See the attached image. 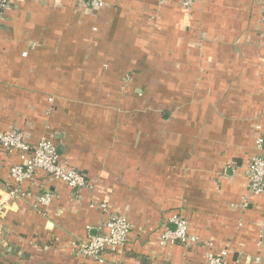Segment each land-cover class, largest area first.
I'll use <instances>...</instances> for the list:
<instances>
[{"label": "crops", "instance_id": "crops-1", "mask_svg": "<svg viewBox=\"0 0 264 264\" xmlns=\"http://www.w3.org/2000/svg\"><path fill=\"white\" fill-rule=\"evenodd\" d=\"M263 17L264 0H12L0 131L48 139L88 185L38 172L31 197H10L18 157L0 154V264H208L200 244H159L174 216L224 264H264V195L243 207L264 137ZM108 215L131 225L126 246L79 257Z\"/></svg>", "mask_w": 264, "mask_h": 264}, {"label": "built area", "instance_id": "built-area-1", "mask_svg": "<svg viewBox=\"0 0 264 264\" xmlns=\"http://www.w3.org/2000/svg\"><path fill=\"white\" fill-rule=\"evenodd\" d=\"M11 1L0 0V21ZM103 4L104 0H89L90 7L94 9L103 6ZM192 4L193 0H180L181 7L186 10H189ZM256 148L261 154L250 160L247 172V192L243 207L251 198L264 195V137L256 140ZM0 154H16L18 157V163L13 164L9 169V178L13 183V186L7 190L10 197L25 199L31 197L32 194L28 189L23 188V184L33 182L38 172L45 174L52 181L63 183L74 192H78L88 185L86 177L80 171L62 164L56 146L46 138H41L31 144L17 130L0 131ZM37 199L38 204L49 206L54 200V194L42 188ZM99 207L106 211L105 205ZM169 223L174 227L163 229L159 239L161 246L200 244L206 248L205 258L208 264H224V254L216 253L209 240L189 235L185 219L174 216L170 218ZM130 229L131 225L126 218L108 215L104 222L94 229L87 227L89 234L91 231H94V234L89 235L85 242L75 243L73 248L79 257L103 263L105 254H113L126 246ZM259 238V245H261V239L264 238V223ZM260 260V257H256L254 263L259 264Z\"/></svg>", "mask_w": 264, "mask_h": 264}, {"label": "water", "instance_id": "water-1", "mask_svg": "<svg viewBox=\"0 0 264 264\" xmlns=\"http://www.w3.org/2000/svg\"><path fill=\"white\" fill-rule=\"evenodd\" d=\"M60 150H61V147H60V148L58 147V148H57V152H58L59 154H60Z\"/></svg>", "mask_w": 264, "mask_h": 264}]
</instances>
